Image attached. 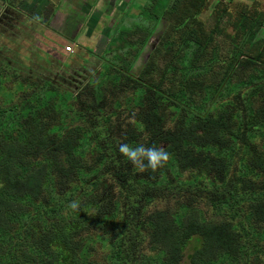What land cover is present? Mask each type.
Segmentation results:
<instances>
[{"label": "trees", "instance_id": "obj_1", "mask_svg": "<svg viewBox=\"0 0 264 264\" xmlns=\"http://www.w3.org/2000/svg\"><path fill=\"white\" fill-rule=\"evenodd\" d=\"M220 1L210 12L211 30L201 19L210 0H169L160 13L151 5L144 13L153 18L113 27L105 49L129 42L132 57L121 54L118 66L101 60V71L111 76H89L80 92L65 91L80 99L70 105L77 103L76 115L91 125L84 134L66 131V121L61 135L51 132L59 120L51 119L56 109L49 106L57 101L39 98L37 110L27 102L41 95L45 81H20L12 65L0 68V89L25 87L16 90L23 101L0 106L14 107L0 114V264H264V4L261 10L256 1L252 8L232 0V10ZM163 20L157 31L163 53L136 74L134 65ZM222 21L238 42L225 66L212 67L221 60L210 45L229 27L221 29ZM95 81L106 90L101 103ZM47 83L49 93L63 94ZM128 84L134 102L126 109L134 121L122 131L104 104L108 90ZM98 129L107 135L101 138ZM120 143L163 145L170 158L155 172H142L121 157ZM89 187L99 194L86 201ZM72 200L79 210L68 206ZM195 239L199 245L187 253ZM99 250L107 252L103 263L88 258Z\"/></svg>", "mask_w": 264, "mask_h": 264}, {"label": "rangeland", "instance_id": "obj_2", "mask_svg": "<svg viewBox=\"0 0 264 264\" xmlns=\"http://www.w3.org/2000/svg\"><path fill=\"white\" fill-rule=\"evenodd\" d=\"M11 2V4H9L10 6H12L13 8L17 9L18 12H20V19L22 21H20L17 25V29L21 30L25 27H27L28 23H30V29L29 30H25L24 33L19 35L21 36L20 42L24 44V41L27 40L28 43L27 45H29L27 47V50H25L24 46H19L20 48L24 49V53L27 54L28 56L26 57L25 55H22V57H18L16 58V66H19V61L22 59V66H19L20 68V81H33L34 79L38 82H44V87H41L38 92L41 93V95L38 94H32L29 97H27V102L32 103V105H28L29 109H33V110H37V109H41L43 106H40L38 99L42 98V99H49L48 102H53V101H57V103H55V105H51L49 107H54L56 109V114H52L50 117L51 119L54 118L55 120L58 118L59 122L56 121L54 123H59L58 125L56 124L54 126V130H50L55 131V133L61 135L63 133L64 130V125L62 124L63 122L66 121L68 128H66V131H69L70 128H76L77 131L80 134H84L87 133L88 130L91 128V125L88 124L84 119L79 118L76 114H80V112L77 110L78 105L77 103H74V105H70L71 102H77L78 100H80L79 98L74 97L73 95V91L72 92H68L66 93L65 91H71L69 89L73 88L70 87V82H74L77 83L78 79H83L86 78V75L83 74H76V80L71 79L70 82H68V88L65 86H60L63 90V94H54L53 91H51L49 93L48 89H47V82L49 81L47 79V77H53L55 76V70L52 73H48V72H41L45 71V68L40 65L39 67L37 66V62L40 59L41 56L37 55V48L40 47V45L42 44V46H46L47 49L52 48V53L49 51L48 56L51 58V60L55 62L56 60H58V57H56V53L55 52H61L63 57L65 58L66 61L62 60L60 61L61 64H63L64 66H67L68 61H74L75 57H78L77 61L74 63H71L73 66H77V67H82V68H86L87 71H89V73L87 72L86 74H88L87 76L91 77L94 76L95 78L99 79V80H104L106 78H108L109 76H111L110 72H103L102 70V65L104 64V62H101V60H106L107 62H111L114 63L116 66H118L119 64L117 63L118 59L122 60V56L121 54H123L126 57H132V51L134 50V48L131 46V44L129 42H127L125 44V46H118L114 49H112V51L108 52V48L105 49V46L108 43V39L106 37V35L103 36V40H100V43L98 42V38H94V41L92 40L90 42V40H85V43L89 42V45H86V47H83L84 49H81L80 45H78L75 42V46H77L78 49H81V51L77 52L78 54H74V55H66L64 53V48L67 44H71L73 45V40L71 41L70 39H67L65 37H63L62 35H57L51 31H49L46 35L44 33H42L41 35H39V33L36 30H33L31 27H36L38 26V22L32 20V17L30 16V14H26L29 12L30 8H23L22 6H19L18 3L19 1H15V0H8ZM28 1V0H26ZM102 0H99V2ZM169 0H161L160 3H158V0H145L144 2H139L138 0H129V5L126 8L125 11L120 12L116 17H108V20L106 21V19H104L101 23V25L99 26V24H97V26H99L100 28H104V30L106 28L110 29L112 23H114V25H112L114 27V30L119 29L118 31H121L124 26H127L128 24H141L145 19H142L140 17H146V19L148 18H153L154 14L151 13H144V7H149V6H153V8H155V12L156 13H160L162 12V10L165 9V5ZM236 3H243L245 5H247L248 7L251 6L253 8V4L256 1V3L258 4V6L260 7L262 4H264V0H234ZM18 2V3H17ZM96 0H90L88 3L89 4H95ZM210 5H208L209 7H207V10L204 11V13L201 16V19L204 20L208 26V30H211L212 28H214V19L213 17H211L210 12L213 10V7L215 5V0H210ZM220 4L223 6H228L230 7V9L234 10L235 5L233 4L232 0H221ZM5 5H8L7 0H0V9H3V7ZM34 7V6H32ZM262 8H264V5L261 6ZM260 7L261 10H263ZM28 11V12H27ZM28 18H30V21L28 20ZM161 18V17H160ZM40 20V22L44 23V17L38 19ZM162 20V18H161ZM225 20H227L225 18ZM141 21V22H140ZM166 21H162V23L159 25L158 30L157 31H162L163 28L165 27ZM226 21H222L220 28H224L226 27ZM229 26V25H228ZM227 26V27H228ZM227 35H221V34H216L215 35V39L214 42L211 43L210 45V50L213 51V49H219V54H220V62H216L213 64L212 67H217V66H225L226 62H228L231 59V56L233 55L234 51H235V46L234 43L238 42L232 39V37L234 35H237V37L239 36L238 33H236L234 31V29L232 28V26H229L227 29ZM264 32V29H262L260 31V36L261 34ZM15 33H18L15 31ZM101 33H103V31L101 30ZM107 32H105L106 34ZM99 34V33H98ZM64 35V34H63ZM66 37H68L67 35H64ZM79 36V35H78ZM10 37H13V35H9L7 33L4 32L3 28L0 29V46H3L5 48H9V47H13V44L15 45L16 42H13L11 39H8ZM111 37V35H110ZM42 38L44 40H42ZM69 38V37H68ZM78 38H76V41L79 42L77 40ZM42 40V43H41ZM161 42V38H157V35H155V37H153L148 44L146 45L145 48H143V55L142 57H140L136 64L134 65V68L137 72L136 74L140 73V69L141 67L145 66L147 64V62H149L150 60V56L147 57V54L149 53V51L151 50L154 51L155 53H159L162 55V46L160 44ZM82 43V44H85ZM239 45V43H237V46ZM42 48V47H41ZM45 48V47H44ZM60 49V50H59ZM105 49V51H104ZM42 52L44 51L43 49H40ZM23 51V50H22ZM104 51V52H103ZM103 52V54H101ZM100 55L99 57H96L95 54ZM30 57V58H28ZM147 57V58H146ZM39 58V59H38ZM49 59V58H48ZM158 59H160V61H157L158 66H163V58L159 55ZM14 61V60H13ZM70 65V63H68ZM53 65V66H54ZM111 66V65H109ZM124 66V64L121 65V68ZM132 71V70H131ZM86 72V71H85ZM99 73V74H98ZM114 76L118 77V73L117 70L114 69ZM89 77V78H90ZM88 78V79H89ZM16 83V82H15ZM169 81L167 80V82L165 84H168ZM93 86H96L94 91L95 94L94 96L96 97V99L98 100V103H101L103 99V96L105 95V89L103 86V82H93L92 83ZM93 86H91L90 88H93ZM113 87V86H112ZM9 88H11L12 90H10ZM9 88L6 89V87L1 86L0 89V106L3 105H11L12 102H21L23 101V97L25 96L23 92H17L16 90H21V89H25V87L21 84V83H17L16 85L10 83ZM56 88V87H55ZM54 88V89H55ZM99 88V89H97ZM116 89V88H115ZM132 89H131V84L126 85V86H122L120 90L116 91L113 88H111L110 90H108V94L106 97V101L104 104V110L108 113H112L113 115L111 116L112 121L114 123L117 122H122V131H126L128 130L130 127L131 122L134 121V117H132L131 111H128L126 109V107H129L130 104H133L134 100L132 99V101L130 102L129 97L132 95ZM101 94H103V96L101 97ZM137 94H139V91L137 92ZM72 96V97H71ZM10 99H13L15 101H10ZM51 99V100H50ZM85 99V98H84ZM53 100V101H52ZM74 100V101H72ZM92 101H94V99L92 98ZM117 102H120L122 104L121 109H117L118 108V104ZM130 103V104H129ZM72 104V103H71ZM126 104V105H125ZM257 106L260 104L259 102L256 103ZM40 106V107H39ZM47 105H45L46 107ZM39 107V108H38ZM44 107V108H45ZM48 107V106H47ZM0 114H3L4 112H7L9 109L11 111H13V106H7L6 108L4 107H0ZM43 108V111H44ZM102 108V107H101ZM118 110V111H117ZM105 112V113H106ZM116 113V114H115ZM26 114V113H25ZM94 116V115H93ZM168 120V119H167ZM50 121V118H49ZM53 121H51V125ZM95 124H97V121H94ZM171 122L167 121V126H171ZM134 128V127H133ZM114 129V126H112V129ZM17 130L19 131L20 129L17 128ZM9 131L13 132V134L16 133L15 128H7V132L9 133ZM21 132H25V130H21ZM121 132H119L117 137H121ZM11 136V135H10ZM80 143V148H79V152L80 154H83L82 156H84L83 153V143L86 142L85 136L83 135L82 138L78 139ZM92 149L94 148V143L91 145ZM89 158L91 159V161L94 159L93 156H91L90 154ZM105 180H107L108 182H112V178L110 176H105L104 177ZM88 192H90V196L91 197H86L85 200L86 201H90L92 198L98 196L99 191L95 190L93 187H89L87 189ZM110 192V191H108ZM81 203V202H80ZM83 209L87 212L88 215H91L92 213H94L95 209L93 207H89V206H83ZM12 226V225H11ZM13 227V226H12ZM14 230L18 229V226H14L13 228ZM94 232L96 233L97 230L94 229ZM1 238L4 237V235L1 234L0 236ZM3 240V239H0ZM199 245V240L195 239L192 244L188 247L187 249V253H190L195 247H197ZM104 247L107 248V244L104 245ZM144 251H147V246H145ZM106 251L105 250H99L98 253L96 255H93L92 257H88L90 259H96L97 261L103 263L105 261V255H106ZM2 255V254H1ZM0 255V256H1Z\"/></svg>", "mask_w": 264, "mask_h": 264}, {"label": "crops", "instance_id": "obj_3", "mask_svg": "<svg viewBox=\"0 0 264 264\" xmlns=\"http://www.w3.org/2000/svg\"><path fill=\"white\" fill-rule=\"evenodd\" d=\"M19 1L18 5L23 8H30L28 13L32 20L38 22V26L32 27L37 32L41 28H46L49 31L62 35L63 37L73 40L82 48L89 45L85 40L98 38V42L103 40L106 35L107 39L110 37L114 23L111 28H100L103 20H108V17H116L120 12L125 11L129 5V0H96L95 4H89L90 0H15ZM144 2L145 0H138ZM34 6V7H32ZM44 17V23L40 22V18ZM99 24V26H97ZM27 29V28H26ZM101 30L103 33H101ZM20 32L22 30H18ZM105 32H107L105 34ZM99 33V34H98ZM67 35L68 37L64 36ZM79 35V36H78ZM76 38L79 42L76 41ZM85 43V44H82ZM108 44V43H107ZM90 46V45H89ZM80 47V48H81ZM106 47V46H105ZM76 53L81 51L77 46ZM84 49V48H83ZM76 90V89H75ZM79 89L77 92H80Z\"/></svg>", "mask_w": 264, "mask_h": 264}, {"label": "flooded vegetation", "instance_id": "obj_4", "mask_svg": "<svg viewBox=\"0 0 264 264\" xmlns=\"http://www.w3.org/2000/svg\"><path fill=\"white\" fill-rule=\"evenodd\" d=\"M7 3H8V5H5L3 7V9H0V29L3 28L5 33H7L9 35L10 34L13 35V37H10L8 39H11L13 42H16V44L15 45L13 44V47H9V48H5L3 46H0V68L2 67L4 69V67L9 64V65H12L14 69H17L18 72H20L19 66L23 67L22 59L18 63L19 66H16L17 63H16L15 59L18 57H22V55H25L27 57L28 55L25 54L24 51L27 50V47L29 45H27V43H28L27 40L24 41V44L20 42L22 35L20 36L19 33L22 34L25 32V30H29L30 29L29 28L30 23H28L27 27L23 28L22 32L18 31L19 29H17V25L20 21H22L20 19V12H18L17 9H15L9 5V4H11L10 1L7 0ZM28 20L30 21V18H28ZM15 31L18 33H15ZM38 33H39V35H41L42 33H44L46 35L47 29L43 27V28L39 29ZM42 40H44V39L42 38ZM42 40H41V43H42ZM19 46H24L25 50L20 48ZM44 47L41 44L40 47H38L36 49L37 55L41 56L40 59L38 58L39 60L37 62V66L39 67L40 65H42L45 68V71L40 70L43 73H45V72L52 73L55 70V73H56V74H54L55 76H53L52 78L47 77V79L49 80L48 81L49 83H52L55 86H65V85H68V82H70L71 79L74 78V80H76V77H75L76 74H83V75H86V78L78 79L77 83L70 82L69 85H70V87H73L74 90L75 89L79 90V89H83L84 86L88 84V82H89L88 78L89 77L87 76L88 74H86V73L87 72L89 73V71H87L86 68L73 66L71 64L72 61L71 62L68 61V63H70V65L67 63V66H64L63 64L60 63V61H62V60L66 61L61 52H55L56 57H58V60H56L55 65H54V62L48 56L49 51L52 53V51H51L52 48L47 49L46 46H44ZM40 49H43L44 51L42 52ZM63 51L67 55V53L65 52V48ZM154 53H155V50L152 52L151 56ZM28 58H30V57H28Z\"/></svg>", "mask_w": 264, "mask_h": 264}, {"label": "clouds", "instance_id": "obj_5", "mask_svg": "<svg viewBox=\"0 0 264 264\" xmlns=\"http://www.w3.org/2000/svg\"><path fill=\"white\" fill-rule=\"evenodd\" d=\"M68 47H71V50H68ZM81 49L83 48L81 47ZM65 52L67 55L78 54L76 53L75 42H73V45L67 44L65 46ZM76 58L78 59V57H75L72 63L77 61ZM99 135L103 138L107 133L99 131ZM117 151L121 154L122 158L126 159L129 163L138 166L139 170L142 172L145 170L155 172L162 168L170 158V153L163 145L157 147L145 145L143 143H137L135 145L130 143H120L117 147ZM68 206L73 210H79L80 207L76 200L70 201Z\"/></svg>", "mask_w": 264, "mask_h": 264}, {"label": "water", "instance_id": "obj_6", "mask_svg": "<svg viewBox=\"0 0 264 264\" xmlns=\"http://www.w3.org/2000/svg\"><path fill=\"white\" fill-rule=\"evenodd\" d=\"M155 35H157V38H158V39L160 38V33L157 34V32H155V34L153 35V37H155ZM153 37H152V38H153ZM152 38H150V40H151ZM150 40H149V41H150ZM151 50H152V49H151ZM151 50H150L149 53L147 54V57H148V56H151V54H152V52H153V51L151 52ZM142 55H143V54H142ZM142 55H141V57H142ZM147 57H146V58H147ZM131 72H133V70H132Z\"/></svg>", "mask_w": 264, "mask_h": 264}, {"label": "built area", "instance_id": "obj_7", "mask_svg": "<svg viewBox=\"0 0 264 264\" xmlns=\"http://www.w3.org/2000/svg\"><path fill=\"white\" fill-rule=\"evenodd\" d=\"M68 50H71V47H68Z\"/></svg>", "mask_w": 264, "mask_h": 264}]
</instances>
